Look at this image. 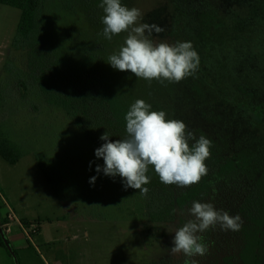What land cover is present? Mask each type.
I'll list each match as a JSON object with an SVG mask.
<instances>
[{
    "label": "rangeland",
    "instance_id": "rangeland-1",
    "mask_svg": "<svg viewBox=\"0 0 264 264\" xmlns=\"http://www.w3.org/2000/svg\"><path fill=\"white\" fill-rule=\"evenodd\" d=\"M204 1L212 11L215 9L216 21H209L205 32H198L195 27L187 30L193 16L178 17L175 0H121L129 8L141 10L139 23L164 29L151 34L155 43L190 41L200 63L193 75L180 82L149 81L124 72L117 78L118 86L130 107L143 99L153 111L164 110L168 119L184 121L197 139L203 133L218 139L231 134L230 145L246 153L259 147V139L264 141V129L241 116L249 114L251 108H247L249 100L241 96L240 86L242 83L253 89L257 98L250 101L259 100V107L252 112L261 113L264 0H201ZM44 2L48 24L43 36L54 53L80 59L88 48L99 43L98 50L106 60L124 45L127 32L111 40L103 35L104 12L99 7L102 0ZM20 15L19 8L0 2V144L16 156L4 170L6 186L12 191L6 193L7 200L24 218L42 221L37 233L31 232L33 226L27 237L22 234L27 248L12 246L15 263L152 264L159 257L177 255L171 251L174 230L192 219L187 209L200 199L202 185L178 196L173 221L134 218L127 207L133 193L125 189L124 180L96 172L97 165L103 166L104 161L96 157L95 144L62 107L47 102L39 86L26 74L29 63H39L44 51L12 48ZM215 35L219 38L214 45L206 42ZM203 49L212 55L204 57L199 53ZM206 60L209 66L205 71ZM3 161L6 160L0 154V164ZM0 169L3 170L1 166ZM93 176H97L94 186L90 183ZM13 178L18 179L20 191H24L22 206L16 202L18 192ZM258 250V264H264L263 245ZM0 264L6 263L3 260Z\"/></svg>",
    "mask_w": 264,
    "mask_h": 264
},
{
    "label": "trees",
    "instance_id": "trees-1",
    "mask_svg": "<svg viewBox=\"0 0 264 264\" xmlns=\"http://www.w3.org/2000/svg\"><path fill=\"white\" fill-rule=\"evenodd\" d=\"M175 1L178 6L176 10L178 17L193 16L186 25L187 30L195 27L198 32L203 30L205 32L208 22L216 21V19L213 20L215 9L212 11L209 3L205 1ZM0 2L21 10L16 34L11 44L12 48L21 51H44L39 63H29L26 74L39 86L47 102L62 107L75 126L85 133L96 148L105 143L100 137L106 131L113 141L124 138L127 135L125 116L130 106L117 82V78L119 79L124 72L114 69L108 63L109 59L104 60L98 50L101 44L97 43L94 48H88L80 59L58 55L51 50L52 47L43 36V30L48 24L44 0H0ZM218 38L219 35L208 37L206 42L214 45ZM119 50L120 48H117L115 54ZM199 53L204 57L212 55L204 49ZM22 60L25 61V59ZM203 66L206 71L208 69L206 67L209 66L207 60L203 61ZM240 86L241 96L249 100L247 108H251L248 109L249 114L241 116L264 129V109L258 115L252 112L259 107V100L250 101V99L253 100L257 96L253 89H249L250 86L242 83ZM221 118L223 116L219 117V120ZM202 136L205 134L203 133ZM230 136L221 139L214 135L208 137L212 141L211 155L205 161L208 173L198 183L190 187L164 184L154 168L150 166L147 173L150 182L144 185L149 189L146 195L140 194L137 189L127 188L133 193V201H128L127 207L134 218L155 222L173 221L176 217L178 196L198 185L203 187L198 201L211 202L217 209H224L230 215H239L242 218V226L238 231H225L217 225L200 233L208 249L205 255L187 257L181 252L177 255L159 257L153 260L152 264H186V261L187 264H193V261L196 264H258V249L262 245L264 248L262 242L264 236V141L259 139L258 148L245 149L246 153H242L240 149L230 145L228 140ZM194 142L190 141V144ZM0 151L9 160L15 161V156L9 154L3 144H0ZM245 156L248 158L244 159ZM252 157L255 159L252 160ZM40 165L49 177L45 165L42 162ZM116 177L123 180L119 176ZM41 221L40 218L21 219L25 229L28 230L34 226L35 229L31 231L33 233L39 231ZM0 241L10 252L13 251L8 242L2 238Z\"/></svg>",
    "mask_w": 264,
    "mask_h": 264
},
{
    "label": "clouds",
    "instance_id": "clouds-1",
    "mask_svg": "<svg viewBox=\"0 0 264 264\" xmlns=\"http://www.w3.org/2000/svg\"><path fill=\"white\" fill-rule=\"evenodd\" d=\"M99 7L104 12L102 23L106 39L128 33L118 53L109 57L108 63L114 69L161 83L165 80L180 82L197 71L200 57L192 42L155 43L150 39L151 34L164 29L139 23L141 10L129 8L121 0H102ZM125 120L127 135L124 138L113 141L107 131L100 137L105 143L95 150V155L103 158L104 165H97L98 174L119 176L124 180L125 189H137L142 195L149 191L144 185L150 182L147 175L150 166L162 183L178 187H190L207 175L205 161L211 155L212 141L205 136L197 139L194 132L187 130L184 121L168 119L164 110L153 111L151 104L143 99L131 105ZM190 141L195 142L190 144ZM96 179L97 176L90 178L93 186ZM187 214L192 219L174 230L171 247L173 253L182 252L187 257L206 254L208 249L200 233L217 225L225 231H238L242 226L239 215L232 216L211 202L194 201Z\"/></svg>",
    "mask_w": 264,
    "mask_h": 264
},
{
    "label": "crops",
    "instance_id": "crops-1",
    "mask_svg": "<svg viewBox=\"0 0 264 264\" xmlns=\"http://www.w3.org/2000/svg\"><path fill=\"white\" fill-rule=\"evenodd\" d=\"M0 154L6 160L0 164L3 169H0V238L8 242L11 247L25 249L27 247L23 243L24 238L22 234L24 237H27V229H25L21 223V219L24 218V216L19 214V211H17L14 205L6 198V193L12 191L9 186H6L7 181L5 180L4 170L8 162L12 163L14 161L9 160L1 151ZM12 183L17 188L18 192V200H16V202L19 206H22L25 201L24 191H20V182L18 179L13 178ZM3 260L6 264H16L12 253L0 241V262Z\"/></svg>",
    "mask_w": 264,
    "mask_h": 264
},
{
    "label": "built area",
    "instance_id": "built-area-1",
    "mask_svg": "<svg viewBox=\"0 0 264 264\" xmlns=\"http://www.w3.org/2000/svg\"><path fill=\"white\" fill-rule=\"evenodd\" d=\"M8 219V218H7ZM33 227V226H32ZM31 228V227H30ZM30 228L28 230H30ZM35 228L33 227L31 230H34ZM28 230H27V235H28Z\"/></svg>",
    "mask_w": 264,
    "mask_h": 264
}]
</instances>
